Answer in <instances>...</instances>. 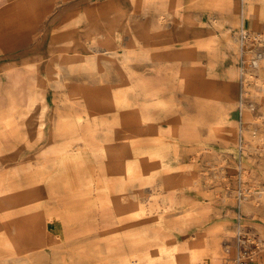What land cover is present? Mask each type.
Masks as SVG:
<instances>
[{
	"label": "rangeland",
	"instance_id": "374dc122",
	"mask_svg": "<svg viewBox=\"0 0 264 264\" xmlns=\"http://www.w3.org/2000/svg\"><path fill=\"white\" fill-rule=\"evenodd\" d=\"M239 250L264 264V0H0V264Z\"/></svg>",
	"mask_w": 264,
	"mask_h": 264
},
{
	"label": "built area",
	"instance_id": "2783aa9c",
	"mask_svg": "<svg viewBox=\"0 0 264 264\" xmlns=\"http://www.w3.org/2000/svg\"><path fill=\"white\" fill-rule=\"evenodd\" d=\"M235 264H248L247 253L245 250H239L235 255Z\"/></svg>",
	"mask_w": 264,
	"mask_h": 264
},
{
	"label": "bare ground",
	"instance_id": "6f19581e",
	"mask_svg": "<svg viewBox=\"0 0 264 264\" xmlns=\"http://www.w3.org/2000/svg\"><path fill=\"white\" fill-rule=\"evenodd\" d=\"M27 1V0H26ZM31 2H34V1H31ZM33 5V4H32ZM256 65H258V61H256ZM121 67V66H120ZM122 68V67H121ZM97 186H98V184H97ZM151 202H152V200H151ZM151 202H149V203H151ZM157 203V205L159 204V202H156ZM146 205H148V203L146 204ZM145 206V205H144ZM149 206V205H148ZM147 207V206H146ZM151 207V206H150ZM147 208H149V207H147ZM3 210V209H2ZM15 229V228H14ZM16 230V229H15ZM239 231V230H238ZM131 262V261H130ZM159 263H161V262H159ZM185 263V262H184ZM181 264V263H180Z\"/></svg>",
	"mask_w": 264,
	"mask_h": 264
}]
</instances>
